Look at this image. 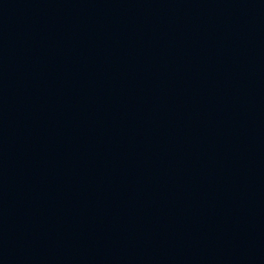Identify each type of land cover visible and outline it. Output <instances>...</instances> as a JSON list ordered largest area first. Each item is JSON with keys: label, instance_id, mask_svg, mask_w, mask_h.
Masks as SVG:
<instances>
[{"label": "water", "instance_id": "95a60500", "mask_svg": "<svg viewBox=\"0 0 264 264\" xmlns=\"http://www.w3.org/2000/svg\"><path fill=\"white\" fill-rule=\"evenodd\" d=\"M0 264H264V0H0Z\"/></svg>", "mask_w": 264, "mask_h": 264}]
</instances>
